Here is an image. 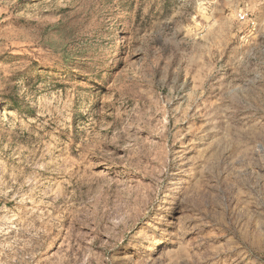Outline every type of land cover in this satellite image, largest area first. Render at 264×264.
Wrapping results in <instances>:
<instances>
[{
    "label": "rangeland",
    "instance_id": "rangeland-1",
    "mask_svg": "<svg viewBox=\"0 0 264 264\" xmlns=\"http://www.w3.org/2000/svg\"><path fill=\"white\" fill-rule=\"evenodd\" d=\"M0 264H264V0H0Z\"/></svg>",
    "mask_w": 264,
    "mask_h": 264
}]
</instances>
